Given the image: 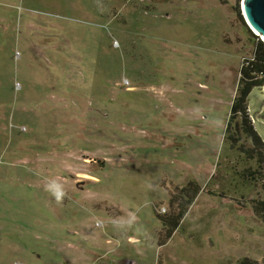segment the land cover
Masks as SVG:
<instances>
[{
    "label": "rangeland",
    "instance_id": "1",
    "mask_svg": "<svg viewBox=\"0 0 264 264\" xmlns=\"http://www.w3.org/2000/svg\"><path fill=\"white\" fill-rule=\"evenodd\" d=\"M241 1L0 0V264H264Z\"/></svg>",
    "mask_w": 264,
    "mask_h": 264
},
{
    "label": "trees",
    "instance_id": "2",
    "mask_svg": "<svg viewBox=\"0 0 264 264\" xmlns=\"http://www.w3.org/2000/svg\"><path fill=\"white\" fill-rule=\"evenodd\" d=\"M264 71V43L261 40H257L255 44V49L253 57L246 60L239 70L238 86H237V95L233 98L230 106V116L227 121L225 133L229 130L232 120L235 118V115H238V120L236 125L238 128L242 127V130L249 136L255 137L254 139H259L248 113L247 105V96L250 89L258 84L263 82V77H257L258 73ZM240 125V126H239ZM237 138L233 137V140L236 141ZM260 144V139L259 143ZM257 144V145H258ZM261 154V153H260ZM262 187L264 189V177H263ZM200 188L193 181H189L187 186L181 189V194L179 195L180 199H177L175 202L177 207V214L175 217H170V220L163 218V222H169L165 232V238L169 239L177 226L180 224V221L184 217L188 207L196 198ZM254 212L260 216L264 221V199L255 201ZM238 264H262L258 263L255 260L248 258H243Z\"/></svg>",
    "mask_w": 264,
    "mask_h": 264
},
{
    "label": "water",
    "instance_id": "3",
    "mask_svg": "<svg viewBox=\"0 0 264 264\" xmlns=\"http://www.w3.org/2000/svg\"><path fill=\"white\" fill-rule=\"evenodd\" d=\"M241 10L249 28L264 39V0H242ZM262 87L264 88V81ZM247 98L252 99L248 104L251 120L261 131L264 129V94L259 96L252 91L248 93Z\"/></svg>",
    "mask_w": 264,
    "mask_h": 264
},
{
    "label": "built area",
    "instance_id": "4",
    "mask_svg": "<svg viewBox=\"0 0 264 264\" xmlns=\"http://www.w3.org/2000/svg\"><path fill=\"white\" fill-rule=\"evenodd\" d=\"M252 31V30H251ZM253 32V31H252ZM254 33V32H253ZM254 35L256 36V37H258L263 43H264V39H262L259 35H256L255 33H254ZM258 39V40H259ZM257 77H259V78H264V71L263 72H260V73H258V75H257ZM263 81H264V79H263ZM49 264H52V263H49Z\"/></svg>",
    "mask_w": 264,
    "mask_h": 264
},
{
    "label": "bare ground",
    "instance_id": "5",
    "mask_svg": "<svg viewBox=\"0 0 264 264\" xmlns=\"http://www.w3.org/2000/svg\"><path fill=\"white\" fill-rule=\"evenodd\" d=\"M253 32H254L256 35H259L255 30H253Z\"/></svg>",
    "mask_w": 264,
    "mask_h": 264
}]
</instances>
